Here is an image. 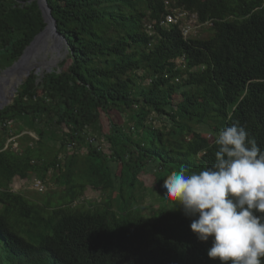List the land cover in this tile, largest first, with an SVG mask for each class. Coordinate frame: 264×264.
<instances>
[{"label": "trees", "instance_id": "1", "mask_svg": "<svg viewBox=\"0 0 264 264\" xmlns=\"http://www.w3.org/2000/svg\"><path fill=\"white\" fill-rule=\"evenodd\" d=\"M47 2L67 53L0 109V264H221L213 238L191 231L198 217L129 202L152 159L166 175L140 198L169 201L167 176L210 168L234 123L264 152V0ZM178 8L207 36L163 25ZM44 27L37 0H0V67ZM56 170L59 192L42 202L12 189L31 178L46 189ZM87 188L104 198L74 204Z\"/></svg>", "mask_w": 264, "mask_h": 264}, {"label": "clouds", "instance_id": "2", "mask_svg": "<svg viewBox=\"0 0 264 264\" xmlns=\"http://www.w3.org/2000/svg\"><path fill=\"white\" fill-rule=\"evenodd\" d=\"M215 163L207 170L181 167L164 180L168 199L185 216L198 217L191 231L213 238L208 257L221 264H261L264 258V152L239 123L215 138Z\"/></svg>", "mask_w": 264, "mask_h": 264}, {"label": "rangeland", "instance_id": "3", "mask_svg": "<svg viewBox=\"0 0 264 264\" xmlns=\"http://www.w3.org/2000/svg\"><path fill=\"white\" fill-rule=\"evenodd\" d=\"M185 20L190 24L192 34H201L202 37L207 36L206 30L203 31L202 28L199 26V24L196 23V17L195 16H193V17L188 16L187 18L184 19V21ZM47 39L50 40L49 37H47L45 39V41ZM39 45L43 46L44 41L42 40L39 43ZM61 48H62V50H61L62 56L52 64H49L48 61L52 58L53 54H55V53H53L52 50H47L48 48H46V50H40L39 54L34 58L35 63L36 62H40V63L36 64V65L32 64V66L29 69V74H30V72L34 71V72L38 73L39 75H41V74L47 72L48 70L56 68L59 65L60 61L66 56V53H67V52H65L67 50V47L65 46V43L62 40H61ZM32 58L33 57H31L29 59V62L32 61ZM47 62H48V64H47ZM5 69L6 68L0 67V75L3 74ZM16 75L14 74L13 76H10V80H9L8 84H5L6 88H10V85H11V87L13 86V82L16 81L15 78H13V77H15ZM25 77L26 76L24 75L23 79ZM11 79H12V81H11ZM6 97H7V99L9 98L8 93H7ZM110 119H112L113 121L118 122L120 124H123V117L120 114H118V112H116V111H113L110 114ZM103 122H106L105 118H103ZM104 127L106 128V124L104 125ZM29 134L31 136L35 137V134L33 132H31ZM92 142L96 143L95 139ZM97 142H98V139H97ZM159 164H160V161L155 160V159L150 160L146 164L145 169L143 170L142 174L139 177V180L134 185L136 195L134 194L133 197L131 198L130 202H129L130 206H137L139 209H141V207H142V210H143L142 214L145 216L157 214L162 210L177 209L179 207V205H177L176 202L171 201V200L159 201V199H158L157 203H156V202L152 201L151 197H148V196L140 198L139 193H142L144 190L150 189V190L156 191V182H157L156 179H158L159 176H165L166 175V172L164 170L160 169ZM115 169L117 170L118 167H116ZM58 175H59V171H57V170L54 171L52 174H50L47 177L48 180H47L46 189L44 188L43 190L35 189L36 188L35 183H34L35 179H33V178H31V180H28V181L15 179L12 183V189L14 191L21 192L22 194H24L28 198L42 202L45 199V197L48 196V194H49V196H51V195L57 194L59 192L58 191L59 188L55 184ZM128 192H129V190H128ZM128 192H125V193H128ZM118 193H120V191H118ZM103 196H105L104 193H100L98 190L87 188L84 195L81 197V200H80L81 204L78 201H75L74 204H79L82 206H91L90 203H92L93 201H98L100 198L101 199L104 198ZM116 197H117V193L114 195V199ZM138 198H140L139 201H138ZM115 201H117L118 203L115 204L114 206H120L121 204L122 205L124 204L122 198L114 200V203H115Z\"/></svg>", "mask_w": 264, "mask_h": 264}, {"label": "water", "instance_id": "4", "mask_svg": "<svg viewBox=\"0 0 264 264\" xmlns=\"http://www.w3.org/2000/svg\"><path fill=\"white\" fill-rule=\"evenodd\" d=\"M37 3L42 12L45 27L42 31L35 35L33 40L23 50L19 58L11 66L7 67L3 74L0 75V109L14 99L18 87L22 84L23 76H27L29 74V69L33 64L29 62V59L31 57L34 59L39 54L40 50H35L39 43L46 36H55L64 43L66 42L64 36H62L57 30V22L52 15V11L47 0H37ZM65 52H67V50ZM39 63L40 62H36V64ZM14 74H17L15 77H13L16 81L13 82L12 87L10 85V88H6L5 84H8L10 76H13ZM7 93L9 95L8 99L6 97Z\"/></svg>", "mask_w": 264, "mask_h": 264}, {"label": "built area", "instance_id": "5", "mask_svg": "<svg viewBox=\"0 0 264 264\" xmlns=\"http://www.w3.org/2000/svg\"><path fill=\"white\" fill-rule=\"evenodd\" d=\"M173 11H174V14H168L166 16L165 21L162 22V24L167 26L169 23H177L182 28L183 34L185 36L189 35L191 33L190 24L186 20L184 21V19L188 17V13L179 8ZM191 16L193 17L194 15H191ZM34 183L36 187L35 189L43 190L45 188L44 185L39 180H34Z\"/></svg>", "mask_w": 264, "mask_h": 264}, {"label": "bare ground", "instance_id": "6", "mask_svg": "<svg viewBox=\"0 0 264 264\" xmlns=\"http://www.w3.org/2000/svg\"><path fill=\"white\" fill-rule=\"evenodd\" d=\"M49 37L50 40H46L45 39ZM44 45H38L35 50H46V48H48L47 50H52L53 56L52 58L48 61L49 64L54 63L56 60H58L61 56H62V48H61V40L55 36H46L44 39ZM47 62V64H48ZM31 63H33L34 65H36V63L34 62V59H32ZM45 64V63H44Z\"/></svg>", "mask_w": 264, "mask_h": 264}]
</instances>
